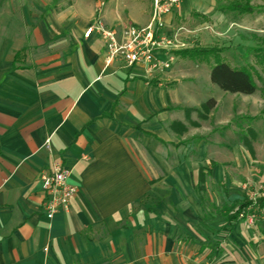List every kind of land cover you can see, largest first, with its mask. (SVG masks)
<instances>
[{
  "label": "crops",
  "instance_id": "crops-1",
  "mask_svg": "<svg viewBox=\"0 0 264 264\" xmlns=\"http://www.w3.org/2000/svg\"><path fill=\"white\" fill-rule=\"evenodd\" d=\"M150 2L0 0V264H264V215L232 218L243 184L264 183L256 149L212 138L204 103L178 99L192 61L149 82L84 37L96 18L146 26ZM55 163L77 192L48 220L40 175Z\"/></svg>",
  "mask_w": 264,
  "mask_h": 264
},
{
  "label": "rangeland",
  "instance_id": "rangeland-1",
  "mask_svg": "<svg viewBox=\"0 0 264 264\" xmlns=\"http://www.w3.org/2000/svg\"><path fill=\"white\" fill-rule=\"evenodd\" d=\"M218 0H178L172 7L170 16L175 28H183L182 40L201 48L221 49V56L233 67L246 64L253 66L257 72L254 77L257 91L251 96L229 94L221 91L210 82V66L206 64L182 62L181 71L185 82L179 90L178 99L182 104L198 106L212 99L218 107L211 111L204 128L214 130L212 138L227 144L238 142L242 135L250 138L249 129L256 132L252 142L256 149V160L252 169L264 173V70L255 62L251 54H246L249 47L257 44L264 36V0H253L255 7H260V14L235 17L222 15L215 10ZM148 5L150 0H144ZM133 5V4H132ZM145 17H139L138 23L144 24ZM187 32L194 33L193 37ZM191 81H188L190 80ZM180 88V89H181ZM195 119L196 115H193ZM253 118L254 120H249ZM228 124L220 125V123ZM220 125V126H219ZM225 126V127H224ZM224 127V128H223ZM223 128V130H220ZM200 130V129H199ZM264 188V183L261 184Z\"/></svg>",
  "mask_w": 264,
  "mask_h": 264
},
{
  "label": "built area",
  "instance_id": "built-area-1",
  "mask_svg": "<svg viewBox=\"0 0 264 264\" xmlns=\"http://www.w3.org/2000/svg\"><path fill=\"white\" fill-rule=\"evenodd\" d=\"M178 0H154L150 20L144 27L129 25L120 33L107 28L96 18L86 30L84 37L97 35L105 47V63L107 66L121 61L126 68L142 67L147 81L151 82L168 74L177 62L176 53L193 48V45L182 40L183 28H167L164 17L171 13ZM100 13V9L97 11ZM193 37L194 33L187 32ZM49 140L45 147L48 148ZM40 180L44 193L43 212L48 220H52L59 212H67L76 195V188L69 184V171L58 163L53 164L48 173H41ZM248 205L238 216L250 227L264 215V188H258L251 182L243 184Z\"/></svg>",
  "mask_w": 264,
  "mask_h": 264
},
{
  "label": "trees",
  "instance_id": "trees-1",
  "mask_svg": "<svg viewBox=\"0 0 264 264\" xmlns=\"http://www.w3.org/2000/svg\"><path fill=\"white\" fill-rule=\"evenodd\" d=\"M253 0H221L216 6V11L223 15H233L235 17H243L247 15L260 14V7L252 4ZM222 50L217 48H199L194 47L176 53L177 56L188 59L195 63H205L210 65V82L217 86L221 91L229 94H241L251 96L257 91V85L254 77L257 76L255 68L249 64L240 67H233L226 62L221 56ZM246 54H251L255 62L264 70V36L258 39L255 46L249 47ZM216 102L212 99L208 100L197 110V114L201 119L215 109ZM264 114V110L262 111ZM249 120H254L249 118ZM250 138L242 135L241 142L249 152L252 150V142L256 139V132L249 129ZM248 205V202L240 204L232 213L233 220ZM260 205L264 206V199L260 200Z\"/></svg>",
  "mask_w": 264,
  "mask_h": 264
}]
</instances>
